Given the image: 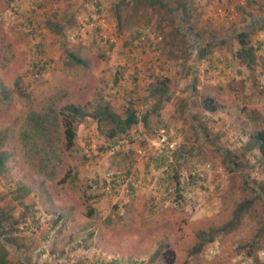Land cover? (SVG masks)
<instances>
[{
	"label": "rangeland",
	"instance_id": "1",
	"mask_svg": "<svg viewBox=\"0 0 264 264\" xmlns=\"http://www.w3.org/2000/svg\"><path fill=\"white\" fill-rule=\"evenodd\" d=\"M163 1L170 10L0 0V218L26 264H162L167 250L171 264H264V194L251 190L264 171L245 150L264 130V0ZM243 31L247 59L236 56ZM165 77L168 99L152 114L147 86ZM128 98L138 123L120 140L84 119L70 148L59 123L50 147L27 120L99 101L119 112ZM201 230L212 242L189 255Z\"/></svg>",
	"mask_w": 264,
	"mask_h": 264
},
{
	"label": "trees",
	"instance_id": "2",
	"mask_svg": "<svg viewBox=\"0 0 264 264\" xmlns=\"http://www.w3.org/2000/svg\"><path fill=\"white\" fill-rule=\"evenodd\" d=\"M10 0H7L9 2ZM126 0H118V2H123ZM135 3L143 4L146 3L148 6H153L157 4L159 7H163L165 9H169L170 7L164 4L163 0H133ZM124 3V2H123ZM170 10V9H169ZM117 19V30H120L121 24L119 22V18ZM145 22V21H144ZM143 23V26L146 25V22ZM238 42L240 45V50L236 53V56L241 59H247L251 55V47L247 46V42L244 40L245 33L239 32L237 34ZM71 61L76 62L77 64H85L83 61L75 58L74 56H69ZM119 77H115V83H117ZM167 82L168 78H157L155 81L150 84L148 87L149 97L150 99H155L154 106L151 108L152 114H157L159 107L162 103L168 99L167 92ZM127 96V95H126ZM124 106H122L121 111L116 112L113 110L107 102H95L91 110L85 111L80 106L68 104L59 109L57 114H54V111L51 108L46 109L43 113H33L29 112L27 115V120L29 123V127L32 132V136L34 138H39L41 140H45L48 146H51V139L56 135L57 130L56 127L59 125L62 129V135L64 139L65 148H70L73 144V140L75 137V127L78 123H80L84 119H89L94 122L97 126L98 130L104 129V136L108 140H120L125 135H128L132 126L138 123L136 109L132 103V98H128L124 100ZM57 116V117H56ZM142 122L145 125V116L142 117ZM246 151H256V159L259 162L261 169L264 171V130H258L251 133L247 139L245 144ZM166 151V150H165ZM167 152V151H166ZM173 152V151H171ZM2 157H0V165L2 163ZM192 175L188 176V179L193 180ZM176 189H180L182 181L177 177V172H173L171 176ZM255 184V182H254ZM251 190L255 193V197L261 196L264 194V181L255 184L253 187L251 186ZM252 200H245L239 203L236 208L233 210L232 218L226 222L222 227L218 229L219 232H228L234 226L239 224L241 216L245 213L246 209L250 206ZM4 215L0 212V217ZM3 218H0V264H26L19 257V252H17L18 244L15 242L14 236L10 233L12 231V226L6 227L3 222ZM16 223V221H15ZM212 242V237L204 232L197 231L194 234V242L189 249V255H194L200 253L201 249L208 243ZM165 247V246H162ZM8 250L10 252H14L17 261L11 262L8 258ZM159 249L154 253V257L159 255ZM172 253L170 251H166L165 253H161V259H163L162 264H171L172 262ZM153 257V258H154Z\"/></svg>",
	"mask_w": 264,
	"mask_h": 264
},
{
	"label": "built area",
	"instance_id": "3",
	"mask_svg": "<svg viewBox=\"0 0 264 264\" xmlns=\"http://www.w3.org/2000/svg\"><path fill=\"white\" fill-rule=\"evenodd\" d=\"M156 139H157L159 145L163 146L164 149H165L167 152H171V151L174 150V148H175V141L169 139V137H168L167 134L165 133V130L160 129V130L157 132ZM137 153L140 154V153H141L140 150H137Z\"/></svg>",
	"mask_w": 264,
	"mask_h": 264
}]
</instances>
